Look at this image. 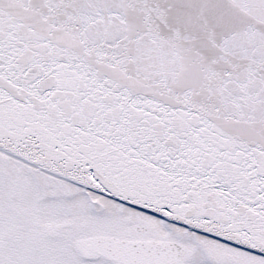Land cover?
<instances>
[{
	"label": "snow or ice",
	"instance_id": "obj_1",
	"mask_svg": "<svg viewBox=\"0 0 264 264\" xmlns=\"http://www.w3.org/2000/svg\"><path fill=\"white\" fill-rule=\"evenodd\" d=\"M0 264H264V0H0Z\"/></svg>",
	"mask_w": 264,
	"mask_h": 264
}]
</instances>
